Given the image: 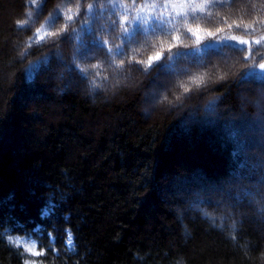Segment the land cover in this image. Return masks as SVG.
I'll use <instances>...</instances> for the list:
<instances>
[{
  "label": "trees",
  "instance_id": "1",
  "mask_svg": "<svg viewBox=\"0 0 264 264\" xmlns=\"http://www.w3.org/2000/svg\"><path fill=\"white\" fill-rule=\"evenodd\" d=\"M245 3L252 11L243 7L233 16L229 0H43L42 7L0 0V264H264V161L257 164L251 156L263 158L264 149L253 143L250 149L242 136L250 120L264 126V100L241 111L235 95L243 83L251 95L264 91V41L254 43L264 37V0ZM196 4H204V11H193ZM69 8L74 20L66 25ZM56 9L59 18L48 17L44 27L63 24L67 31L25 47V37ZM215 12L221 17L213 19ZM15 18L28 23L19 27ZM241 20L252 27L237 29ZM121 23L129 32L121 33ZM161 25L159 45L176 43L172 35L183 41L171 50V61L164 53L145 71L137 61L146 57L138 56L113 70V56L121 58L128 44L151 37ZM197 25L249 41L241 55L238 41H224L231 43L224 51L232 52L230 67L239 78L217 87L223 92L217 105L194 93L179 94L171 86L173 70L165 67L202 63L213 51L190 55L198 46L188 26ZM74 29L86 48H78ZM92 32L103 34L113 52L93 43ZM201 43L218 47L220 41L205 37ZM93 62L101 67L88 68ZM97 72L114 86L90 92L91 79H100ZM70 78L73 87H67ZM164 80L170 84L163 96L170 99L149 110L142 96ZM192 111L194 120L210 114L212 125L189 120ZM227 123L250 156L236 152L232 139L221 145L217 129ZM240 163L244 170L226 187L238 196L237 204L215 202L213 187L203 191L202 184L216 186ZM33 244L41 255L24 251Z\"/></svg>",
  "mask_w": 264,
  "mask_h": 264
},
{
  "label": "clouds",
  "instance_id": "2",
  "mask_svg": "<svg viewBox=\"0 0 264 264\" xmlns=\"http://www.w3.org/2000/svg\"><path fill=\"white\" fill-rule=\"evenodd\" d=\"M195 9L201 11L199 8V4H196ZM215 7L224 8L223 4L215 5ZM231 11V15L238 16L243 7H248L249 12L252 11L251 6L246 5L245 0H231L229 5ZM195 10V11H196ZM51 12L46 13L39 26L33 28L32 35H27L25 37L24 46L27 47L28 41L32 39L33 35L37 32V29H40L41 26H44V21H46ZM222 15L221 12H215L213 14V19L220 18ZM261 21L264 23V13H261ZM208 19V18H206ZM213 19H209V23L213 22ZM235 23V20L232 21ZM13 23L17 26L23 25L27 23L26 20L22 18H15ZM249 24L244 23L243 20L240 21L239 27L247 28ZM49 32L56 34L54 37H60L67 31V26L61 24L60 27H50L48 29ZM165 29L164 26H159L155 32L151 34V37H143L138 38L135 41H132L127 45L128 51L121 56V58L112 57L111 65L114 66V69H122L126 63H130L137 60L138 56L147 57L154 54V49L159 48V43L157 37L164 36ZM173 36L169 37L171 40ZM50 40V39H49ZM107 49H111L112 46L107 43ZM116 46H119L118 42ZM189 45L187 43L184 44V47L187 48ZM242 51L237 50L236 55H241ZM19 54V53H18ZM232 56V52L224 50L220 53H216L214 51L210 52L208 56H206L202 63H196L195 60L190 61L187 66L177 65L175 69L170 73L172 77L171 86L176 88L177 92L181 95L188 96L190 94H196L200 96L204 102L207 104L210 100H214L216 105L223 99V92H218L217 87L224 84L234 83L239 78L238 72H233L230 67V57ZM141 59V60H146ZM145 67L144 64H141ZM247 66L246 64L244 65ZM101 64L99 62H93L88 65V68L91 69H99ZM100 79L93 77L90 81L89 91L91 92L94 89H105L106 87L114 86L113 81L106 78L104 73L97 72L96 74ZM201 77V81L199 84L193 82L192 77ZM119 83V81H116ZM187 88V91H185ZM216 93V95H213ZM202 94V96H201ZM176 98H179L177 96ZM164 100H169L168 96L163 97Z\"/></svg>",
  "mask_w": 264,
  "mask_h": 264
},
{
  "label": "snow or ice",
  "instance_id": "3",
  "mask_svg": "<svg viewBox=\"0 0 264 264\" xmlns=\"http://www.w3.org/2000/svg\"><path fill=\"white\" fill-rule=\"evenodd\" d=\"M68 2H70V0H68ZM229 2H231V0H229ZM30 4H39L42 7L43 0H30ZM92 7H93V4L88 5L89 10H91ZM171 7L180 8L182 11L183 8L185 7V5L172 4ZM199 8H200L201 12L204 11V4H199ZM140 10L143 11V8H141ZM192 10L195 11L196 10L195 7ZM71 13H72V9L71 8L67 9V14L64 17L66 25L72 23L74 20V16ZM32 15H33L32 12L28 13L29 17H32ZM57 18H59V9L54 10V12L50 13V15H49V19H51V20H55ZM124 19L127 20L128 18L124 17ZM27 23H28V21H27ZM27 23L20 25L19 27H23ZM84 23L87 24V21H84ZM228 27L232 28L233 25L230 24V25H228ZM235 27L237 29H239V25H235ZM251 27H252L251 25L247 26V28H251ZM120 29H121V33L129 32V29L127 27H125V25L123 23L120 24ZM89 31H91V30H89ZM223 31H224L223 28H217L216 31L213 32V31L203 30L198 25L195 27L188 26V32H190L192 34V36L195 37V46H198L195 48V52L190 53V55L196 56V54L200 52L201 48H210V49H213L214 52L220 53L226 47L231 46V43H224V41H226V40L229 42H237L238 41L239 47L236 49L239 51H243V46L247 45L249 43V41H247V40H238V37H236V36H230V37L219 36L218 34L223 32ZM73 32L76 33V40L78 42V48H79V46H84L86 48L87 45L84 44L83 38L79 35V33H77L75 29L73 30ZM202 33H204V34L202 35ZM55 35L56 34L46 30L44 26H41L40 29H37V32L33 35L32 39H30L29 46H31L32 44L41 45L44 42H47L49 39H51ZM102 35L103 34H101V33L92 32V36H91L92 42L93 43H99L101 46H105L107 43H109V40L108 39H102ZM205 37L213 38V40L218 39L220 41L219 46L214 47V45L211 43L206 44V45H202L201 42L203 40H205ZM125 39H128V38L126 37ZM171 41H174L176 43H172V42H168V41H161L159 48L154 52V54L148 56L146 60H139L137 62L140 64H144L145 65L144 70L148 71L154 64L161 61L162 54H164V53H168V60L171 61L173 59L172 55L170 54L171 50L174 47H177V45L183 43V41H181L179 36H173ZM262 41H264V37L257 39L254 43L256 45H261ZM120 47L121 46H117V50H119ZM108 52L112 53L113 48L108 49ZM178 55H179V53H178ZM250 58H251L250 56L246 57L245 63L247 62V59H250ZM261 58H264V57H261ZM165 67H167L169 70H174V65L171 63L165 65ZM259 68L264 69V63H260ZM82 71H83V69H82ZM192 79H193L194 83L199 84L202 78L193 76ZM185 91H187V88H185ZM67 231H70V230H67ZM69 242H71V241L69 240ZM16 243H17V246H20L19 241H17ZM23 247H24V251L31 253L33 256H38V255L42 254L41 252L36 250V247L34 244L31 246L24 245ZM26 264H35V261L26 262Z\"/></svg>",
  "mask_w": 264,
  "mask_h": 264
},
{
  "label": "rangeland",
  "instance_id": "4",
  "mask_svg": "<svg viewBox=\"0 0 264 264\" xmlns=\"http://www.w3.org/2000/svg\"><path fill=\"white\" fill-rule=\"evenodd\" d=\"M56 56H58V52L56 53ZM232 64V61H230V66ZM62 79V78H61ZM60 81V80H59ZM75 81L71 78L67 81V87H73L74 86ZM170 84V82H168L167 80H164L162 82H159V84H154L152 89H149L148 91L144 92L141 102L143 105H145L146 107H148L149 110H152L154 108H156L157 104L159 103L160 100L163 99V93H164V87H168ZM243 89H237L236 90V97H238L239 102H240V110L243 111V109L245 108L246 105L250 104V103H254L256 102V100L258 101L259 99L264 100V91L262 90H257L256 93H254V95H251L247 92V88L248 85L245 83H243L242 85ZM263 103V102H262ZM195 111V110H194ZM207 116H204V118H198V119H193L196 116V113L192 111V113L188 114V119L193 121V122H198L201 123V125H212V122L210 120H212V116L210 114H206ZM192 118V119H191ZM197 123V124H198ZM214 124V123H213ZM183 125V124H182ZM246 130L243 131L242 136H244L246 138V141H248V145L250 146L249 148L251 149L252 146L251 143L256 144L258 147L264 149V126L262 124H259L257 121L254 120H250L248 123H246V125H244ZM231 124L227 123L225 125H222V127H220V129H217L218 132H221V136L220 138V143L222 146H224L226 144V142L230 139L236 141V152L240 151L242 153H246L248 154V156H250V152L246 149L245 152H243V149L240 148V144L238 145V137L239 136H232L231 133ZM240 127H242L240 125ZM220 134V133H219ZM231 155H233V153L231 152ZM253 157H255L257 160V164H262L264 161V157H260L255 155H251ZM243 169V164H237L234 166V168H229L228 170V178L225 180H222L221 182L217 183L216 186H207L204 187V184H202L204 190L203 191H207L208 188H212L213 190H211L210 194L215 191L218 192L219 196H217L215 199H213L215 202L219 201L221 199H224L227 204L229 206H232L234 204H237L238 201V196L237 195H230L227 188L226 187H230L231 182L234 183V179L236 180L237 178V173L240 174L241 171ZM247 171L250 172V169H248ZM196 179V178H195ZM262 182L264 183V178L261 176L259 178V183ZM178 185V184H176ZM174 184V187L176 186ZM208 192V191H207ZM208 195V194H207ZM208 198H210V196H207ZM206 198V197H205ZM195 200V199H194ZM193 200V201H194ZM192 201V202H193ZM192 202L189 204V209H194L195 204H192ZM253 203L254 205L256 204L255 198H253Z\"/></svg>",
  "mask_w": 264,
  "mask_h": 264
}]
</instances>
